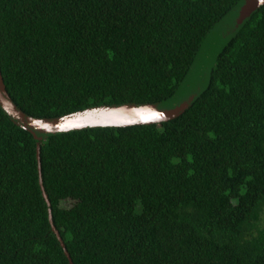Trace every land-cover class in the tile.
I'll use <instances>...</instances> for the list:
<instances>
[{
  "label": "trees",
  "instance_id": "16d2710c",
  "mask_svg": "<svg viewBox=\"0 0 264 264\" xmlns=\"http://www.w3.org/2000/svg\"><path fill=\"white\" fill-rule=\"evenodd\" d=\"M237 1L0 0V264H69L36 142L73 264H264V4L179 114L36 133L167 99Z\"/></svg>",
  "mask_w": 264,
  "mask_h": 264
},
{
  "label": "water",
  "instance_id": "95a60500",
  "mask_svg": "<svg viewBox=\"0 0 264 264\" xmlns=\"http://www.w3.org/2000/svg\"><path fill=\"white\" fill-rule=\"evenodd\" d=\"M263 4L264 0H238L237 3L209 30L202 40L186 76L175 92L167 99L157 102H125L94 106L58 118L49 125H41L37 123L38 128H36V133L46 135L58 131L61 132L94 125L118 126L135 122L152 123L179 114L209 85L212 67L217 56L227 43L237 34L251 15ZM1 101L6 109H10L8 107L13 106V104L4 96H1ZM15 111L18 114L22 113L19 108H15ZM36 159L38 182L43 199L46 203L47 216L51 230L59 241L69 264H73L62 237L53 223L50 201L45 192L42 181L39 142H36Z\"/></svg>",
  "mask_w": 264,
  "mask_h": 264
}]
</instances>
